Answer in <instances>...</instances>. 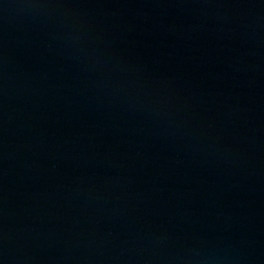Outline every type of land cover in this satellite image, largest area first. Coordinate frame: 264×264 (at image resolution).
I'll return each instance as SVG.
<instances>
[{"label":"water","instance_id":"water-1","mask_svg":"<svg viewBox=\"0 0 264 264\" xmlns=\"http://www.w3.org/2000/svg\"><path fill=\"white\" fill-rule=\"evenodd\" d=\"M0 264H264V0H0Z\"/></svg>","mask_w":264,"mask_h":264}]
</instances>
